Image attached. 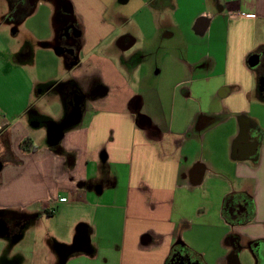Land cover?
Masks as SVG:
<instances>
[{
  "label": "crops",
  "instance_id": "1",
  "mask_svg": "<svg viewBox=\"0 0 264 264\" xmlns=\"http://www.w3.org/2000/svg\"><path fill=\"white\" fill-rule=\"evenodd\" d=\"M9 1L0 213L25 216L26 264H168L181 249L264 264V63L247 65L264 53V0ZM56 2L77 49L55 46ZM117 3H133L126 30Z\"/></svg>",
  "mask_w": 264,
  "mask_h": 264
},
{
  "label": "rangeland",
  "instance_id": "2",
  "mask_svg": "<svg viewBox=\"0 0 264 264\" xmlns=\"http://www.w3.org/2000/svg\"><path fill=\"white\" fill-rule=\"evenodd\" d=\"M110 0H108L109 3ZM136 1V0H134ZM59 2H56V11H55V18H54V23H55V28H56V40H55V46L64 44V45H68L70 47H75L76 49L78 48V42L76 41V39L74 38V36H60V32H61V28H62V23L64 21H73L74 20V14H72V16H67L64 15L61 10H59L58 7ZM133 3H130L128 5H121V4H116V6L122 10H124V13H121L118 16V23L119 24H123L121 25V29L126 30L127 26V19H126V15H128L129 10H130V5ZM135 4V3H134ZM158 5V4H157ZM115 6V7H116ZM151 7L144 9L143 11H146L152 16L153 13L155 12L154 10L156 8H154L152 6V4L150 5ZM58 9V10H57ZM116 10V9H115ZM152 10V11H151ZM10 11V1L9 0H0V35L3 34L2 38L6 39V43H8L10 45V47H12L13 50H15L17 52L18 47H17V43L19 41V37L16 38L14 36H10L8 35V33L10 32V34L13 31L16 30H20V24H16L14 21L6 19L7 17V12ZM65 24V22H64ZM132 26L131 24V19H130V23L128 25V29ZM12 30V31H11ZM7 36V37H6ZM62 37H64V40L62 39ZM15 52V53H16ZM60 58V65L61 67L64 65L65 69L68 68V61L66 59V56H59ZM64 62V64H63ZM261 80V87L264 88V76L260 77ZM57 92L61 91L60 90V86L56 88ZM262 101L261 102V124L258 130V136L259 139L261 141H264V92L262 95ZM70 214V213H68ZM0 217H4L7 224H10V227L8 228L9 231L0 236V264H26V258L23 257L21 258V254L17 252V248H16V241H17V237L18 235L21 233V230H18V228L15 227V223L14 219H20V218H25V216L17 211H8V212H3L0 213ZM70 217V215H69ZM25 229V227L23 228ZM241 253V258H240V264H255L252 256L249 252L243 253V251L240 252ZM21 259L20 261L18 259ZM30 263V262H29Z\"/></svg>",
  "mask_w": 264,
  "mask_h": 264
},
{
  "label": "water",
  "instance_id": "3",
  "mask_svg": "<svg viewBox=\"0 0 264 264\" xmlns=\"http://www.w3.org/2000/svg\"><path fill=\"white\" fill-rule=\"evenodd\" d=\"M258 64H259V55L258 54H253L247 60V65L251 69H255L258 66ZM243 140H248V137L245 136V138ZM241 141H242V139H241ZM176 245L183 248L182 244L180 242H177ZM173 260L178 261V264H196L194 261L190 260L188 253L186 251H184V249L176 251L173 254Z\"/></svg>",
  "mask_w": 264,
  "mask_h": 264
},
{
  "label": "flooded vegetation",
  "instance_id": "4",
  "mask_svg": "<svg viewBox=\"0 0 264 264\" xmlns=\"http://www.w3.org/2000/svg\"><path fill=\"white\" fill-rule=\"evenodd\" d=\"M258 55H259V62L260 63H264V53H262L261 55L260 54H258ZM248 209H249V206L247 204H244L243 206L239 205L238 208H236V209L234 208V209H231V210H233L234 213L239 215L241 212L248 213V211H249ZM173 254L170 257V260H169L168 264H178V261L173 260ZM196 264H198V263H196Z\"/></svg>",
  "mask_w": 264,
  "mask_h": 264
},
{
  "label": "trees",
  "instance_id": "5",
  "mask_svg": "<svg viewBox=\"0 0 264 264\" xmlns=\"http://www.w3.org/2000/svg\"><path fill=\"white\" fill-rule=\"evenodd\" d=\"M20 149L24 152H30L33 150V148H31V143H30V140L27 139V140H24L20 143ZM224 212H225V209H224Z\"/></svg>",
  "mask_w": 264,
  "mask_h": 264
}]
</instances>
